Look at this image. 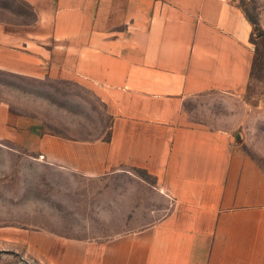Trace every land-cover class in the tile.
<instances>
[{
	"label": "crops",
	"instance_id": "1",
	"mask_svg": "<svg viewBox=\"0 0 264 264\" xmlns=\"http://www.w3.org/2000/svg\"><path fill=\"white\" fill-rule=\"evenodd\" d=\"M17 1L33 19L0 20V71L84 86L109 118V138L44 132L0 102V145L89 178L136 169L161 206L90 237L2 224V246L24 245L48 264H264V174L234 151L230 131L185 110L192 96L243 83L248 22L234 3Z\"/></svg>",
	"mask_w": 264,
	"mask_h": 264
},
{
	"label": "rangeland",
	"instance_id": "2",
	"mask_svg": "<svg viewBox=\"0 0 264 264\" xmlns=\"http://www.w3.org/2000/svg\"><path fill=\"white\" fill-rule=\"evenodd\" d=\"M230 1L248 22L242 44L249 69L238 92L212 90L192 96L185 110L194 123L230 131L234 151L264 174V0ZM32 19L29 7L19 1L0 0V20ZM0 102L8 104L12 114L39 122L44 132L82 140L109 138V118L101 103L76 82L0 71ZM152 181L130 168L100 178L64 173L0 145V226L16 224L67 237H90L103 223L105 229L122 226L129 211L146 221L150 210L161 206ZM0 264L48 263L24 245L0 242Z\"/></svg>",
	"mask_w": 264,
	"mask_h": 264
}]
</instances>
